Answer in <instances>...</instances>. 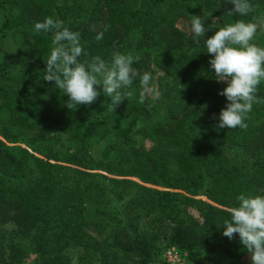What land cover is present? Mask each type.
Listing matches in <instances>:
<instances>
[{
    "label": "trees",
    "instance_id": "trees-1",
    "mask_svg": "<svg viewBox=\"0 0 264 264\" xmlns=\"http://www.w3.org/2000/svg\"><path fill=\"white\" fill-rule=\"evenodd\" d=\"M250 3L241 16L227 0H0V224L15 225L0 235V264L29 256L34 264H165L152 261L145 219L165 222L190 261L201 251L204 264H251L238 234L222 233L239 194L264 195V102L246 129L218 127L227 85L216 80L204 39L193 43L189 14L198 4L205 26L214 25L205 39L255 22L252 43L264 47V0ZM45 17L80 32L82 61L139 56L133 67L153 77L145 102L137 78L113 111L102 90L69 110L68 96L43 79L54 33L34 25ZM258 89L264 101V81ZM76 246L72 263L66 250Z\"/></svg>",
    "mask_w": 264,
    "mask_h": 264
},
{
    "label": "clouds",
    "instance_id": "clouds-1",
    "mask_svg": "<svg viewBox=\"0 0 264 264\" xmlns=\"http://www.w3.org/2000/svg\"><path fill=\"white\" fill-rule=\"evenodd\" d=\"M227 3L232 5V12L241 16L254 10L250 0H227ZM213 27V24L206 27L205 18L199 15L191 21L193 43L199 45L204 39L207 53L213 57L209 65L216 80L227 85L218 93L228 101L220 110L218 127L246 129L245 121L253 105L264 102L257 96L258 86L264 81V47L252 43L257 23L238 20L205 39V33ZM34 30L54 33L43 79L54 82L68 96L66 107L69 110L91 105L102 90L110 98L113 111L120 102L132 97L128 89L137 78L141 88L140 103H144L146 94L152 91V74L147 71L141 74L133 67L134 62L140 60L139 56L114 51L110 61L100 56L82 61L80 57L85 50L81 34L70 30L63 21L45 17L42 22L35 23ZM102 38L103 32H98L95 39ZM236 199L238 204L229 209L230 219L224 220L222 234L230 240L238 234L240 243L250 254L251 264H264V195L241 193Z\"/></svg>",
    "mask_w": 264,
    "mask_h": 264
},
{
    "label": "rangeland",
    "instance_id": "rangeland-1",
    "mask_svg": "<svg viewBox=\"0 0 264 264\" xmlns=\"http://www.w3.org/2000/svg\"><path fill=\"white\" fill-rule=\"evenodd\" d=\"M201 12L198 4H193L189 9V14L193 18L197 16ZM3 11L0 8V22L3 19ZM215 20L214 18L212 19ZM181 26L183 29H188V22L181 21ZM2 60L0 54V61ZM134 143L140 144L143 141V138L139 134H135L132 137ZM100 146L91 150V153L94 157L100 156ZM140 227L143 231L147 232L149 235H155V241L153 245V256L152 261L154 262H164L165 264H204L203 253L200 251L197 254V258L195 261H190L187 257L186 253L181 252L179 249L174 247L169 240V229L165 222L152 221L150 219H145L140 222ZM15 229V225L12 222L6 224H0V235L9 234L13 232ZM168 251H173L174 255L169 258ZM82 248L79 246L71 247L66 250V254L68 255L70 261L72 263H76L78 260V256L81 254ZM23 264H34V258L29 256L23 259Z\"/></svg>",
    "mask_w": 264,
    "mask_h": 264
},
{
    "label": "built area",
    "instance_id": "built-area-1",
    "mask_svg": "<svg viewBox=\"0 0 264 264\" xmlns=\"http://www.w3.org/2000/svg\"><path fill=\"white\" fill-rule=\"evenodd\" d=\"M172 255H174L173 251H168L169 258H171Z\"/></svg>",
    "mask_w": 264,
    "mask_h": 264
}]
</instances>
